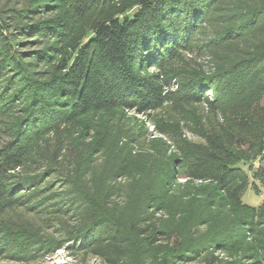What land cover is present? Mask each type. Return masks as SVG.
I'll return each mask as SVG.
<instances>
[{
    "label": "trees",
    "instance_id": "obj_1",
    "mask_svg": "<svg viewBox=\"0 0 264 264\" xmlns=\"http://www.w3.org/2000/svg\"><path fill=\"white\" fill-rule=\"evenodd\" d=\"M185 51L208 70L177 67ZM125 108L160 138L122 143L96 200L73 134L100 155L90 120ZM0 134V234L27 211L70 220L67 240L106 264H253L241 232L264 203L242 195L264 191V0H0Z\"/></svg>",
    "mask_w": 264,
    "mask_h": 264
},
{
    "label": "rangeland",
    "instance_id": "obj_2",
    "mask_svg": "<svg viewBox=\"0 0 264 264\" xmlns=\"http://www.w3.org/2000/svg\"><path fill=\"white\" fill-rule=\"evenodd\" d=\"M101 13L102 10L99 9L94 13L88 14L83 19L82 24L84 26L82 31L89 28ZM181 59L182 61L179 59L176 61L177 67L181 65L193 68L203 67L206 68L204 71L208 70L206 66L211 62L210 58L206 57L205 54H192L186 51L184 52V56H181ZM151 71H155V68H152ZM168 87L174 90L177 88V83L172 81ZM90 121L96 124L98 134H95L99 137V140L104 142L102 151L106 150V152L101 151L100 155L96 151L92 152V149H90L91 142L86 134L80 132H78L79 134L74 133L73 140L78 147L77 154L81 164L79 166V175H81L82 179V177H85V174L91 176L92 170L95 171V178L91 183V187L95 199L100 200L104 196V185L120 171L119 161L115 157L122 143L130 142L133 137L137 141V143L131 144L133 149L138 150L142 148L146 152L147 145L151 144L152 141L155 144V141L160 136L155 131L154 126L150 124L146 114L144 115L127 108L100 114L93 117ZM187 135L195 141L198 140L191 136L190 133ZM5 138L7 136L5 137L4 134H0V146L1 141ZM138 167L141 168L139 169ZM138 167V170L144 171L142 170V164ZM124 180V178H118L117 183L126 185ZM49 181L55 182V184L58 183L54 177H51ZM111 183L113 184L112 181ZM242 202L251 207L259 208L264 203V191L258 192L249 188L242 195ZM17 214L21 216L20 220L15 218V224L11 228H2L5 230V233L0 234V249L7 247L9 248V252L6 254L0 252V264H106L101 259L86 252L82 248L83 246H76L73 240H67L66 235L69 228L65 224L67 222L71 224L70 220H64L58 224V222L50 220L43 222L38 216L31 215L27 211H18ZM107 216L110 217V215ZM49 218L51 219V216ZM0 227L5 226L1 223ZM244 231L241 232V243H244L243 246H240V251H244L245 256L250 258V260H247L249 263L264 264V218H256L254 223L248 229H244ZM26 247H29L28 249H30L31 253L28 258L21 256L19 253H13V250L18 249L21 251ZM182 264L201 263L184 262Z\"/></svg>",
    "mask_w": 264,
    "mask_h": 264
}]
</instances>
